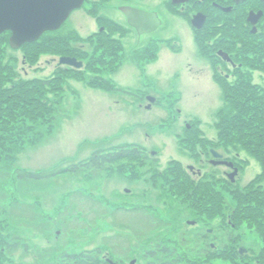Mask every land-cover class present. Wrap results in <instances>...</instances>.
Returning a JSON list of instances; mask_svg holds the SVG:
<instances>
[{
  "label": "rangeland",
  "instance_id": "374dc122",
  "mask_svg": "<svg viewBox=\"0 0 264 264\" xmlns=\"http://www.w3.org/2000/svg\"><path fill=\"white\" fill-rule=\"evenodd\" d=\"M87 9H78L60 30L40 40L66 39L86 59V69L79 74L66 73L52 54L36 61L28 49L12 48L11 33L0 36L1 91L36 78L62 80L61 89L49 85L31 103L32 116L0 123V236L18 244L12 252L3 248L1 263L59 264L66 253H93L111 264H145L156 260L157 254L151 253L169 248L184 253L189 264H264L255 185H229L220 204L214 205L217 213L211 220L207 211L194 210L195 198H208V193L200 189L195 197L191 178L192 204L171 191L177 166L187 170L189 164L196 165L197 135H189L186 124L214 136L221 101L218 92L205 91L206 79L202 83L194 76L208 64L197 45L185 40L186 30L174 20L167 27V39L178 41L179 50L161 49L148 79L130 51L119 71H98L91 67L98 65L95 60L103 51L89 44L97 23ZM99 77L120 90L91 85ZM138 90L141 95L154 93L162 103L148 109V99H141ZM0 107L7 105L0 100ZM124 145L146 148L149 157L151 149L159 151L151 157L158 163L156 171L146 172L149 168L135 160L92 168L95 155ZM175 161L180 164L171 170ZM251 165L245 180L253 177ZM28 173L46 177L37 181L21 176ZM195 220L204 221L215 234L206 231L195 239ZM239 247L251 251L243 258Z\"/></svg>",
  "mask_w": 264,
  "mask_h": 264
},
{
  "label": "flooded vegetation",
  "instance_id": "af4514ba",
  "mask_svg": "<svg viewBox=\"0 0 264 264\" xmlns=\"http://www.w3.org/2000/svg\"><path fill=\"white\" fill-rule=\"evenodd\" d=\"M86 5L97 23V31L93 32L89 44H97L100 34L115 39L118 71L130 51L135 64L148 79L149 69L159 60L161 49L166 47L179 50L178 41L173 37L167 39V27L174 20L180 22L179 26L183 31L186 30L185 40L188 43L194 42L201 56L208 62L207 67L199 68L194 76L202 83L206 79V92H218L221 96L217 120L212 128L214 136H207L201 126L193 132L197 137L204 135V138L194 139L198 143L193 156L197 166L189 164L185 172L191 178L195 197L200 189H205L208 193L206 206L209 209V220L212 213H215L212 198L214 191L221 195L228 190L229 185L246 181L243 184L247 187L255 185L253 190L258 196L264 195V135H242L238 128L241 124L253 123V120L241 117V111L245 116L247 111L255 110V114L259 116L258 123H264V118H260L264 116V0H85L83 7L79 9ZM75 11L78 10L73 13ZM80 55V52L75 51V55L51 57L54 62L58 60L59 67L80 72L86 69V59L79 57ZM62 57L77 58L83 62V66L79 69L61 64ZM126 91L135 94L129 89ZM137 94L141 99H148V109L162 103V99L154 93L141 95L138 90ZM228 95L230 100L226 98ZM150 97L156 100L152 102ZM230 125L237 128V133L227 137L225 128ZM186 128L192 130L189 123ZM245 141L249 144L244 145ZM254 144L259 145V148L254 147ZM239 147L247 150L240 151L237 149ZM134 148L140 152V159L135 164L148 167L146 172L156 171L158 163L151 157L159 151L151 149L149 157L146 148ZM251 164L254 165L253 177L245 180L244 172ZM153 188L155 189L154 186ZM195 199L194 210L204 211L201 198ZM257 207L258 230L264 239V199L258 202ZM192 225L199 232L195 239L203 238L206 231L215 234L213 228L210 229L204 221L195 220ZM262 241L260 252L264 263V240ZM241 249L239 247L238 250L243 258L251 251L246 248L245 252H241Z\"/></svg>",
  "mask_w": 264,
  "mask_h": 264
},
{
  "label": "trees",
  "instance_id": "16d2710c",
  "mask_svg": "<svg viewBox=\"0 0 264 264\" xmlns=\"http://www.w3.org/2000/svg\"><path fill=\"white\" fill-rule=\"evenodd\" d=\"M100 39L98 38V43L96 44V47L100 50H102L101 57L98 60L97 66H92L91 68L97 69L98 71L103 70H109L110 72H115L118 68L117 66V55H116V44L115 39H111L110 36L106 34H100ZM41 40V39H40ZM40 40L34 42V43H28L23 45L22 48L28 49L31 56H34L36 58V61H38L40 55H46V54H53V55H75V52L73 49L69 46L68 41L66 39H58V38H51L45 43H41ZM90 68V67H89ZM90 68V69H91ZM67 71L66 73H73L72 69H64ZM83 71V70H82ZM81 72V71H80ZM78 72V74L80 73ZM52 81H42V79L36 78L35 81H24L23 84H15L10 88L2 89L0 90V100L4 102L7 107H0V123L3 125V121L6 120L7 122L15 123L17 121V118L22 117L25 118L26 116H32L30 115L29 110L31 109V103L35 102L38 98V95H41L48 86H54L56 90L61 89V79H51ZM91 85L98 86L102 89H107L110 91L120 90L117 87L115 88L112 81L110 79L101 78L99 77L98 80L93 81ZM44 90V91H43ZM13 97V98H12ZM227 100H230V95H228ZM9 100V101H8ZM8 101V102H7ZM246 108V106H245ZM245 108H243L245 110ZM20 110V111H19ZM23 110V111H22ZM41 110V109H38ZM44 111V109H43ZM241 111V110H240ZM45 115H48L47 113H44ZM243 116V113L241 111V117H245L246 119L253 120V123L251 125H245L241 124V126H238V128L241 130L242 135H248V134H260L263 133L264 135V123H258L259 116L255 114V110L247 111ZM260 118H264L260 117ZM234 119V118H233ZM231 119V121L233 120ZM8 125V124H7ZM189 131V130H187ZM196 131V130H195ZM225 135L227 137L234 136L237 133V128L230 125L225 128ZM194 131L190 130L189 135H191ZM196 138V137H195ZM244 145H248L249 142H243ZM101 154V153H100ZM140 152L139 150L135 148H127L125 145L119 147L118 151L109 152L106 154L101 155H95V157L91 160L92 168H105V165L107 164H118L120 161H128L129 160H135L138 161L140 159L139 156ZM180 163L173 162L171 164V170L174 166V169L177 165ZM176 177L175 183L171 184V191L172 192H178L181 196H186L184 199L189 198L190 201L192 200L191 204L193 203V199L191 198L190 190H191V182L190 177L186 175L185 170L182 168L181 165L177 166L176 168ZM23 178H29L33 180H40L42 178H45L46 176H42V174H34V173H28V174H21ZM20 177V176H19ZM256 196H253L254 201L260 202L261 199H264V195L258 196L257 193H255ZM212 198H214V205L215 208L220 204L221 197L220 194L214 191L212 194ZM202 206L205 209L204 211H209L207 209V202L208 198L201 197ZM190 204V206H191ZM221 210V209H220ZM254 210V209H253ZM216 211V209H215ZM217 213V211L215 212ZM252 215L256 214V210L251 212ZM239 215V214H235ZM18 247V244H10L9 242L2 239L0 236V257H3V248L5 250H10L11 252L16 250ZM100 251V250H99ZM157 254V256H156ZM166 254V256H164ZM152 256H156V260L152 262H145V264H189L185 254H180L177 250H170L169 248L165 249L163 248L162 252H154L151 253ZM65 260H61L59 264H111L112 260L102 259L99 254H93V253H86V254H68L66 253L64 256ZM0 264L1 263L0 261Z\"/></svg>",
  "mask_w": 264,
  "mask_h": 264
},
{
  "label": "water",
  "instance_id": "95a60500",
  "mask_svg": "<svg viewBox=\"0 0 264 264\" xmlns=\"http://www.w3.org/2000/svg\"><path fill=\"white\" fill-rule=\"evenodd\" d=\"M84 3L85 0H0V35L12 32L10 46L21 49L24 44L38 41L45 32L62 28ZM60 63L79 69L83 66L73 57H62Z\"/></svg>",
  "mask_w": 264,
  "mask_h": 264
}]
</instances>
